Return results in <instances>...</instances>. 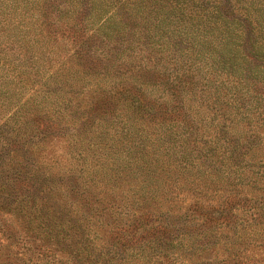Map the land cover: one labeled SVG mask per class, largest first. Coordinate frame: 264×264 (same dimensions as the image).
<instances>
[{
    "label": "trees",
    "instance_id": "obj_1",
    "mask_svg": "<svg viewBox=\"0 0 264 264\" xmlns=\"http://www.w3.org/2000/svg\"><path fill=\"white\" fill-rule=\"evenodd\" d=\"M64 17L72 23H65ZM107 20L112 23L103 36ZM86 22L97 31L80 39ZM59 30L69 34L77 48L70 56L74 66L62 61L48 65L45 78L41 70L47 65H41L44 58L34 50L42 45L41 50ZM118 33L120 43H115ZM96 42L106 44L102 56L110 65L104 71L119 74L116 85L138 82L147 87V93H113L119 87L112 85L110 90H115L96 97L95 105L101 106L108 97L114 102L120 95V200L116 178L108 174L103 157L94 164L83 159L89 176L100 175L97 184L86 176L81 192L73 193L75 199L72 191H60L55 175L79 180V165L66 159L64 171H53L45 150L31 138L41 122L48 130L72 128L80 139L77 132L85 130L89 119L77 118L71 106H63L59 91L49 93L30 83L39 86L52 78L57 83L61 75H79L84 66L96 69L93 64L102 61L90 54ZM197 84H202L199 95ZM161 85L175 92L158 96L152 88ZM193 98L202 103L192 105ZM208 112L232 117L233 125H264V0H0V231L21 236L4 215L20 219L25 224L20 226L25 235L21 246L33 254L32 240L48 245L71 240L67 248L72 259L59 260L63 264H211L198 258L217 245L218 222L229 224L234 218L241 228L225 237L231 247L222 255L236 264H249L235 244L256 235L254 225L264 221V159H256V145L248 136L222 126L215 114L206 118L210 124L197 118ZM190 125L195 127L194 137ZM196 129L202 136L209 132V139L195 140ZM105 130L99 126L95 131L97 150ZM221 133L226 135L222 142ZM121 173L133 184L145 183L139 190L137 182L126 191L122 185L128 181ZM168 186L185 187L188 197L180 198ZM236 187L253 197L238 200ZM212 194H219V215L200 213L198 219L195 214L205 207L202 198ZM165 195L170 198L161 199ZM188 200L189 207L182 211ZM235 200L250 205L245 202L236 212H226L225 205ZM52 201L57 202L48 207ZM149 218L157 225L146 224ZM104 232L113 237L109 244ZM8 257L0 251V264L31 260L13 263Z\"/></svg>",
    "mask_w": 264,
    "mask_h": 264
},
{
    "label": "rangeland",
    "instance_id": "obj_2",
    "mask_svg": "<svg viewBox=\"0 0 264 264\" xmlns=\"http://www.w3.org/2000/svg\"><path fill=\"white\" fill-rule=\"evenodd\" d=\"M109 1L111 2V1H117V0H109ZM52 17H56V16L53 15ZM106 19H108V16ZM63 20L65 21V23L67 22L70 24L72 23L67 17H64ZM87 23L88 22H86L82 26V28L79 30V33L81 34L80 39H87L89 36L94 35L97 31L93 23L92 24H89V23L87 24ZM110 23H112V20H109V21L107 20L103 31L100 32L101 35L104 36L103 32L106 26ZM67 35L69 34L66 33L64 35L61 30L52 32L51 38L48 39L49 42H45L44 43L45 45L43 46V48H41V50H38V49H40L39 47L42 45L36 46V49L34 50V52L37 53V55H41V57L44 58L43 62H41V65L42 63L43 65H47V67H44L41 70L43 72L45 71L46 73L45 78H47V74H49L48 65H51V64L58 65V61H62L66 63L67 67L74 66V64L72 63V60L74 61V58H71L70 56L72 55L74 56L73 54L74 50H76L77 48L75 47V45H73L74 41L72 40V38ZM82 37H85V38H82ZM95 41L98 42L100 40L96 38ZM104 41L105 40H103V42ZM112 41H114L115 43L117 42L120 43V33H118L115 37H113ZM97 42L93 44L89 43L91 44L90 54H94L95 60L102 58L101 62L97 60L96 64H93V65H96L95 66L96 69H92L90 67L84 66L81 68L82 71L80 69L79 75L75 74L74 77L72 76L64 77L63 75H61L59 78V82L57 83L54 82V78L49 79V80L48 79L42 80L39 86L33 83V81L32 83H30L31 88H34L36 86L42 87V89L45 91L49 90V93H55L59 91L58 93H56L57 99H59L60 103L63 102L62 103L63 106H67V105L71 106L70 107L71 111H75V116L77 118L82 116L84 118L86 117L89 119L87 125L84 126L85 130L82 131V128H80L79 131L77 132V134H79L80 139L76 137V135L74 134L75 132L72 128H69L68 131H64V130L58 131V130H51V129L48 130L46 127H44V125L41 122H39L40 124H37L36 131L34 134L32 133L31 138L34 139V142L39 141V145L45 150L44 153H45L46 159L48 160V163L50 164L49 167H54L53 171H57L59 168H61L62 171H64L66 167H68L69 165L66 159L70 163L73 162L79 165V169H81L82 172L80 173L78 171L77 174L81 176L82 180L81 179L67 180L66 175H63V174L55 175L56 185L58 187H62L60 191L65 192L69 190V191H72V194L75 193V195H76V191L80 190L79 192H81L82 190L81 187H83V185L86 184L85 181L88 178L86 176H89L88 171H86L87 167L83 166V163H85L83 159L89 158L88 159L89 163L94 164L96 163L95 161L97 158L100 159V157H103L102 161H105L108 164L109 170H111V171H108V174L110 175L114 174L116 178L115 195L117 196L118 200H120V163L118 162L120 158V142L119 141L117 142V140L120 139V124H118L120 121V118L118 115L120 114V102H118L120 101L119 100L120 95H116L117 99L113 100L114 102H112L111 98L108 97L106 101L102 102L101 106L95 105L96 97L100 96L101 92L108 93V92H112V90H115V87L114 89L110 90L112 85L119 87V90H117V92L113 91V93H147V87L140 86V83L138 82H133L130 85L124 86V88L120 85H116L115 82L117 84L120 82L119 74L112 72L111 74L106 75V72L104 71V68L110 65V63L108 65H105V61L103 60L104 58L102 56L103 55L102 53L106 51V44L102 43V45H100ZM87 49L88 47L86 48V50ZM86 61H87L86 59L82 60V63L85 64ZM36 69H38L37 66H35V70ZM96 73H99V74H96ZM169 73L173 74L174 72L171 70ZM197 79L198 78H196V80ZM203 84H205V82ZM201 87H202V84L201 86L197 84L196 89H198V93H197L198 95L201 93ZM151 88L152 87H150L149 89L157 90L155 93H157L158 96L161 93H174L175 92L174 90L170 89V87L167 85L153 87L152 89ZM102 89L105 91H102ZM86 94L88 95V97H84V95ZM210 94L211 93H208V95ZM253 95L258 96L259 94L254 93ZM29 96H30L29 93H27L24 97L25 99H27V97ZM195 99H199V98L195 96ZM200 103H202V101L200 100L195 101L194 98L191 100L192 105H198ZM90 105L91 107H89ZM213 114H215V117L213 118H217L216 121H220L221 122L220 124L222 126L223 125H229L230 127L233 126L235 128V131L239 133L242 137L248 136V139L250 140V142L256 145L255 148L257 152L255 153L257 154V157H258L256 159H264V142H263L264 140L261 141V137L264 135V125H260V123H257V124L253 122L251 123L249 121L248 122L240 121V124L233 125L231 123L232 117H220V116H217L216 112L215 113L208 112L206 115L203 113H200V114H197V118L202 119L203 123L205 124H210L209 123L210 121L206 118L212 117ZM99 126H103L106 129L105 131H103L101 135L103 136V140L99 143V146L101 145L102 147L101 150H97L94 148V143H96L97 141L93 139L94 137H96L95 131L98 130ZM117 126H119L118 129H116ZM257 126H260V128H258ZM190 128L193 132V137H194L195 127H193V125L192 126L190 125ZM115 131H118L117 133H119L117 134V136L115 134ZM196 131H197V134L195 135V140L198 139L200 142L202 141L205 142L206 139H209L208 137L209 132L206 133L204 136H202L199 133V130L196 129ZM224 136L226 135L224 134ZM224 136L222 133L219 136V138H221V142L223 141L222 138ZM81 139H84V140L77 141ZM81 142H83V145L80 144ZM74 144H76L74 147H70ZM53 159L55 162H53ZM88 169L91 170V167L88 166ZM121 175L123 179L128 181L127 184L123 182V185H122V189H126V191L128 188H131L130 187L131 185H133L132 188H134L137 182H138L137 184L138 186H136V188L139 190L140 185L145 183L143 180H141V182H139L138 180H134V184H133V181L129 178V176L127 178V176H124L123 173H121ZM99 177L100 175L94 172L93 174L89 176V179L93 181V183L97 184L98 183L97 179ZM129 180H131V183H129L130 182ZM184 188L185 187H181L180 190L179 189L177 190V189H173L168 186L167 190H169L170 192L172 191L174 193H179L180 194L179 197L183 198L184 196L188 195V192H187L188 190H185ZM234 192H235V195L238 197V200L243 199V198L248 199V198L253 197L251 195H247L245 192H243L240 188H237V187H236V190L234 189ZM43 195L44 194H39V197ZM75 195L73 194L72 199H75L76 197ZM58 198H61V197L58 196ZM163 198L169 199L170 196L165 195L161 199ZM218 198H219V194L217 195L212 194L210 196H206L202 198L205 207H203L201 211H197V213L195 214V215H198V219L201 218V216H199L200 213L207 214V212H210L211 214L219 215V211H217L218 210L217 207L219 206V203L217 202ZM238 200L232 201V203H230L231 205L230 204L225 205V207L227 206L226 212L234 213L236 212V207H242V205L246 202V200H242L240 201V203H237ZM55 202L57 201H52V203H48L47 206L48 207L53 206V203ZM190 202L191 200H188L186 202L182 211H184L185 208L189 207ZM174 203H176V205L178 206L181 205L180 202H178L179 204L176 201ZM248 203L249 202L247 201L246 205ZM60 204L62 203L60 202ZM4 217L8 220V226L10 228L16 227L19 230L20 235H21V236H17L15 234L14 235L12 234L9 237L7 234L3 235L2 232L0 231V246H3L0 248V251L1 253H3L5 258L8 255L9 256L8 259H10L13 263L15 261L21 262L20 261L21 259L28 261L30 257H31V260L27 264H35V263L63 264V263H60L59 260L65 261L68 259V257L72 259V256H71L72 254L70 253L71 249L67 248L68 245H73L71 240H69L68 242H65L64 245L63 244L62 245L61 244L48 245L44 242H40L39 240L38 241L32 240L29 247L30 249L35 251L34 252L35 254L27 251L24 246L23 247L21 246L23 242L20 241V238L21 237L23 238L25 236L22 234L23 232L21 231L22 228H20V226L21 227L25 226V224L22 223L20 219L17 221L14 217H11V216L4 215ZM11 219H13V221ZM149 219L148 221L150 223H146V224L157 225V223L154 220H151V218ZM161 220L163 219L161 218ZM229 221H231L229 224L227 222H224V220L219 221L218 224L217 222L213 223V225L217 224L216 226L219 229L217 230V233L219 235L218 239H216L217 245L214 248H212L210 251H208V253L203 255L202 258L197 257L198 259H202L203 262H208L211 264H236L235 260L228 261L227 260L228 258H226L225 255H222V253L224 254L226 249H229V247H231V245H228L230 241H227L225 237L235 235L234 231L239 230L241 228L240 226H238V224L235 223L234 218H232ZM261 222L258 223V225L256 224L254 225L253 230L257 231L256 235L253 234L247 238L242 239L240 242H237L235 244V246L239 247L240 251L243 252L242 255H244V259H246L245 262L249 264H264V221L262 220ZM103 235H105V240L107 239L108 241L107 244H109L113 240V237L110 234H106L104 232ZM220 249H221L220 256L216 257V251H219ZM22 252L25 254H21ZM73 256H76V255H73ZM223 260H227V261L224 262Z\"/></svg>",
    "mask_w": 264,
    "mask_h": 264
}]
</instances>
